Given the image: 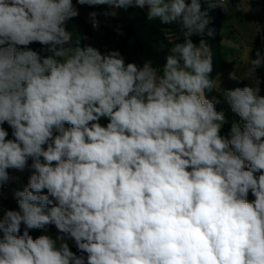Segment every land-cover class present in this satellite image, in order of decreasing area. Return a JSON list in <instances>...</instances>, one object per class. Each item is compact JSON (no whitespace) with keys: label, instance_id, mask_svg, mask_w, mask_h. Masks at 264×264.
Wrapping results in <instances>:
<instances>
[{"label":"clouds","instance_id":"1","mask_svg":"<svg viewBox=\"0 0 264 264\" xmlns=\"http://www.w3.org/2000/svg\"><path fill=\"white\" fill-rule=\"evenodd\" d=\"M205 3L0 0V195L30 170L17 209L0 203V264H264V81L224 90L223 134L213 58L192 40L213 35ZM76 5L147 6L184 40L162 73L126 63L73 44Z\"/></svg>","mask_w":264,"mask_h":264},{"label":"trees","instance_id":"2","mask_svg":"<svg viewBox=\"0 0 264 264\" xmlns=\"http://www.w3.org/2000/svg\"><path fill=\"white\" fill-rule=\"evenodd\" d=\"M231 2L233 5H238L237 0H231ZM73 3L75 5V0ZM209 3L218 5L220 4V0H209ZM209 3L203 4V8L208 9V17L210 21L208 28L213 30V35L208 36L205 34L203 37L194 35L192 36V40L195 44L199 45L200 39H204L209 47L214 66L213 73L210 76L213 81L217 74L231 69L233 64L228 63L222 56L221 29L222 21L224 19L222 7L217 6L210 8ZM248 3L255 14H257L259 10L264 12V0H248ZM76 7L80 9L83 6L76 5ZM86 7L91 12L95 11L101 16L99 30L103 35L102 43L98 48L101 52L119 50L121 55L124 56L126 63L135 62L139 66H142L145 62L151 61L153 66L159 67V70L162 73V66L165 63L166 55L170 52L171 46L165 40L164 32L165 30L179 32L180 27L177 23L163 24L158 18L150 20L146 15H141L139 17L114 16L111 17L110 22L105 24L104 9H107L105 6ZM70 22L74 23L78 27L82 46L91 45L94 40L95 30L92 29L90 20L82 15L79 10V16L72 19ZM159 41L166 45L164 49H160ZM33 47L37 49L40 48L38 44L33 45ZM257 49L261 50L262 54H264V32L260 33L257 41L253 45L252 59L255 58V51ZM44 54L51 55V53L47 52ZM262 60H264V55H262ZM256 76L264 81V63H262L261 67L256 70ZM242 85L248 84L242 82L237 86ZM261 87L264 89V83L261 84ZM223 94L224 91H217L214 87L211 92L207 93L209 98L220 100V103L217 104L216 107L218 111H225L228 122L224 125L222 133L227 134L234 117L228 110L227 104L224 102ZM262 94H264V91H262ZM10 172L11 170H9V174ZM29 175L30 170L22 176L18 185L14 184V188H17V190H23L28 183ZM249 198L251 199L252 197L250 196ZM4 203L8 209H17L18 207L13 196H11V198L6 200ZM31 234L35 236L39 235L40 232H32ZM73 251H75L74 247Z\"/></svg>","mask_w":264,"mask_h":264},{"label":"crops","instance_id":"3","mask_svg":"<svg viewBox=\"0 0 264 264\" xmlns=\"http://www.w3.org/2000/svg\"><path fill=\"white\" fill-rule=\"evenodd\" d=\"M237 1H238L237 6L233 5L231 0H228L227 2L223 3L222 11L224 14V19L228 20V15H230L229 13H231V11H233V12H238V14L237 13H235V14H237L239 16H242L243 14H245L246 18H248L249 20L253 18V20H254L255 19L254 17H256V15H258V14H255L252 11V9L249 6L248 0H237ZM101 6H105L108 11H115L117 13L115 17H117V15L128 16V17H139L141 15L147 16V6H145V8H143V9L138 8V7H129L127 9H122V8L109 9V7L107 5H101ZM79 10H80L82 15H84L87 19H89V13L91 11L86 6L81 7ZM136 11L138 12L137 15H135V16L128 15V14H132L133 12H136ZM258 13H260V16L264 15V12L262 10H259ZM237 15H235V17H237ZM120 16H118V17H120ZM108 17L111 19L112 16H108ZM224 19H223V21H224ZM257 19H259L258 16H257ZM223 21H222V29H221L222 56L224 57V59L228 63H232L233 66L231 69L226 70L225 72H221L214 77L213 87L217 91H224L225 89H231V88L241 84L242 82L247 83L248 85H250L254 82V79L257 78L256 73H255L254 77H248V76H246V73L251 68L250 60L252 59L253 45L257 41L260 33L264 32V30L258 29L257 26H256V29H254V28H252V26H250L252 29L250 28L249 31L237 30V33L239 34L240 38L243 40V44H239V42H236L235 40H233L229 45H231V48L235 49L236 52L240 51V54H235V57L228 59L225 57V51L227 49V45H224V38L222 37V30H223V25H224ZM250 25H251V23H250ZM67 27L73 36V44L75 45V44L79 43V45L81 47H83L81 44V39H80L78 27L72 22H68ZM165 32H167V31L165 30ZM102 35L103 34L100 30H96L95 34H94V40H93L91 46L99 48V46L102 43ZM183 40H184V36L181 32V29L179 28V32H177V37L174 39L173 42L169 43L171 45L170 48L175 43H178V42L182 43ZM159 45H160V49H164L166 47V45L161 41H159ZM236 58H238V60H235ZM226 72L228 74H226ZM232 72L235 73L238 80L240 81L239 84L237 83V81H233L229 78V73H232ZM222 76H223V78H221ZM29 164H31V161H29ZM28 171L29 170H25L24 172H18L15 170H11L10 174H11V178H12V182H13L12 184L18 185L22 176L25 173H27ZM15 190H17V188H15L14 190L11 189V194H10L9 199L11 198V196H13V193ZM2 196H3V191H2V195H0V203H1ZM3 207L5 209H8V207L6 205L5 206L3 205ZM52 231H54L53 234H52ZM49 233L51 235H53V237H54L56 234L55 229L51 228L49 230ZM69 244L71 246L72 242L69 241Z\"/></svg>","mask_w":264,"mask_h":264},{"label":"rangeland","instance_id":"4","mask_svg":"<svg viewBox=\"0 0 264 264\" xmlns=\"http://www.w3.org/2000/svg\"><path fill=\"white\" fill-rule=\"evenodd\" d=\"M137 13L138 12L136 11L128 15L135 16L137 15ZM235 13L238 14V12L231 11V13H229L230 15H228V20L224 19L223 21L224 25H223V30H222V37L224 38V45H227V49L225 51V57L228 59L235 57V54H240V51L236 52V50L232 49L231 45H229L233 40H235L236 42H239V44H243V40L240 38L239 34L237 33V30L249 31V29L251 28L250 26H252V28L254 29H256V26H257L258 29L264 30V15L260 16V13L257 12L258 15L254 17L255 19L253 20L252 18L249 20L248 18L245 17V14H243L242 16H239ZM235 15H237V17H235ZM118 16L120 15H117V17ZM257 16L259 17V19H257ZM249 22L251 23V25ZM235 60H238V58H236ZM227 72L226 74H228ZM221 78H223V76ZM12 187L13 188L11 189L14 190L15 188L13 184H12ZM4 202L5 201L1 199V203L5 206ZM53 232L54 231H52V234Z\"/></svg>","mask_w":264,"mask_h":264},{"label":"built area","instance_id":"5","mask_svg":"<svg viewBox=\"0 0 264 264\" xmlns=\"http://www.w3.org/2000/svg\"><path fill=\"white\" fill-rule=\"evenodd\" d=\"M228 0H223V3H225V2H227ZM220 2H221V0H220ZM105 17V19H104V23L106 24V23H108V22H110V18L107 16H104ZM100 18H101V16L100 15H97V17H96V20L99 22L98 23V27H96V28H93V26H92V22H91V20H90V18H89V20H90V24H91V27H92V29L93 30H99V28H100ZM177 37V32L176 31H167V32H165L164 33V38H165V40L168 42V43H170V42H173L174 41V39ZM9 176H10V179H9V181L6 183V184H4V186H3V189H2V191H3V196H2V199L4 200V201H6V200H8L9 199V197H10V194H11V188H12V178H11V174H9Z\"/></svg>","mask_w":264,"mask_h":264},{"label":"water","instance_id":"6","mask_svg":"<svg viewBox=\"0 0 264 264\" xmlns=\"http://www.w3.org/2000/svg\"><path fill=\"white\" fill-rule=\"evenodd\" d=\"M106 12H108V10H107V9H104V16H105V13H106Z\"/></svg>","mask_w":264,"mask_h":264}]
</instances>
